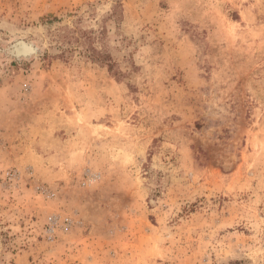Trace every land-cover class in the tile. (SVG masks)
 <instances>
[{"label":"rangeland","instance_id":"obj_1","mask_svg":"<svg viewBox=\"0 0 264 264\" xmlns=\"http://www.w3.org/2000/svg\"><path fill=\"white\" fill-rule=\"evenodd\" d=\"M0 264H264V0H0Z\"/></svg>","mask_w":264,"mask_h":264},{"label":"trees","instance_id":"obj_2","mask_svg":"<svg viewBox=\"0 0 264 264\" xmlns=\"http://www.w3.org/2000/svg\"><path fill=\"white\" fill-rule=\"evenodd\" d=\"M101 61L105 62V63L108 65V69H109L110 71L112 70V66H113V64L111 63V61H110V57H109L108 54H106L105 56H103V57L101 58Z\"/></svg>","mask_w":264,"mask_h":264},{"label":"water","instance_id":"obj_3","mask_svg":"<svg viewBox=\"0 0 264 264\" xmlns=\"http://www.w3.org/2000/svg\"><path fill=\"white\" fill-rule=\"evenodd\" d=\"M16 51L24 53V52L28 51V48L24 43H20V44L16 45Z\"/></svg>","mask_w":264,"mask_h":264}]
</instances>
